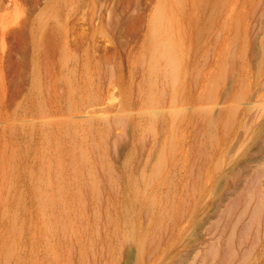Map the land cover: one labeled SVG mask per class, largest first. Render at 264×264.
Wrapping results in <instances>:
<instances>
[{"label": "rangeland", "instance_id": "374dc122", "mask_svg": "<svg viewBox=\"0 0 264 264\" xmlns=\"http://www.w3.org/2000/svg\"><path fill=\"white\" fill-rule=\"evenodd\" d=\"M0 264H264V0H0Z\"/></svg>", "mask_w": 264, "mask_h": 264}, {"label": "bare ground", "instance_id": "6f19581e", "mask_svg": "<svg viewBox=\"0 0 264 264\" xmlns=\"http://www.w3.org/2000/svg\"><path fill=\"white\" fill-rule=\"evenodd\" d=\"M13 1L15 2V0ZM172 12L173 11L170 10V13ZM158 20L160 22L162 21L161 13L159 12H158ZM174 32H175V29L171 25H167L163 28L161 26H157L153 29L151 63L153 65H156L157 63L160 62V60L161 61L163 60V62L165 63V66L167 67L168 73L172 75L174 78H177V75L182 65V57L180 55L181 54V42L176 36H174L175 35Z\"/></svg>", "mask_w": 264, "mask_h": 264}]
</instances>
